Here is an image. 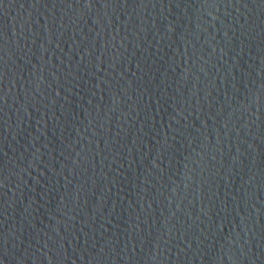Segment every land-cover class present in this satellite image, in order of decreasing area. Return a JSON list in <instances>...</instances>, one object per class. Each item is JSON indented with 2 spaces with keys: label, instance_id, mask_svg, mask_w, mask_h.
Segmentation results:
<instances>
[{
  "label": "water",
  "instance_id": "water-1",
  "mask_svg": "<svg viewBox=\"0 0 264 264\" xmlns=\"http://www.w3.org/2000/svg\"><path fill=\"white\" fill-rule=\"evenodd\" d=\"M0 264H264V0H0Z\"/></svg>",
  "mask_w": 264,
  "mask_h": 264
}]
</instances>
